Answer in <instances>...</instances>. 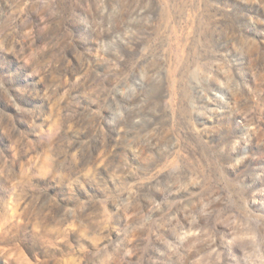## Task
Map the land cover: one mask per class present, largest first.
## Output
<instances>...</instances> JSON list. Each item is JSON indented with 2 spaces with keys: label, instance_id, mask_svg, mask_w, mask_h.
<instances>
[{
  "label": "rangeland",
  "instance_id": "rangeland-1",
  "mask_svg": "<svg viewBox=\"0 0 264 264\" xmlns=\"http://www.w3.org/2000/svg\"><path fill=\"white\" fill-rule=\"evenodd\" d=\"M0 264H264V0H0Z\"/></svg>",
  "mask_w": 264,
  "mask_h": 264
}]
</instances>
